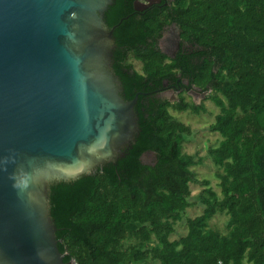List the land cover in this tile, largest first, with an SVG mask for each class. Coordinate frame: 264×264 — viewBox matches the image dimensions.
Listing matches in <instances>:
<instances>
[{
  "label": "trees",
  "instance_id": "1",
  "mask_svg": "<svg viewBox=\"0 0 264 264\" xmlns=\"http://www.w3.org/2000/svg\"><path fill=\"white\" fill-rule=\"evenodd\" d=\"M115 0L105 19L114 28L113 69L122 95L133 99L140 130L126 155L92 173L50 188V205L66 264H264V0H162L144 10ZM123 19V21H122ZM178 26L181 46L170 56L160 43ZM179 73L220 108L212 130L222 135L209 155L219 193L185 151L193 133L177 113L210 112L184 91L161 96ZM176 112V113H175ZM153 153L152 160L146 156ZM204 185L201 214L172 238ZM226 212L225 230L214 219ZM138 223L130 229V225Z\"/></svg>",
  "mask_w": 264,
  "mask_h": 264
},
{
  "label": "water",
  "instance_id": "2",
  "mask_svg": "<svg viewBox=\"0 0 264 264\" xmlns=\"http://www.w3.org/2000/svg\"><path fill=\"white\" fill-rule=\"evenodd\" d=\"M114 3L0 0V264H66L51 186L117 162L140 130L138 95L113 69ZM170 33L161 47L175 56Z\"/></svg>",
  "mask_w": 264,
  "mask_h": 264
},
{
  "label": "rangeland",
  "instance_id": "3",
  "mask_svg": "<svg viewBox=\"0 0 264 264\" xmlns=\"http://www.w3.org/2000/svg\"><path fill=\"white\" fill-rule=\"evenodd\" d=\"M174 30L172 29V32ZM171 33H168L166 36H170ZM177 92H172L170 95L167 93V97L174 99L176 98ZM211 93V92H210ZM209 93V94H210ZM207 94L200 101H205L206 105L210 109L208 113L194 114L190 111L177 113L181 119L190 124L193 128V133L187 139L185 143V151L196 155L198 159H201V163L194 166L193 169L197 174L200 180L208 179L211 181L213 187L219 192L222 193V188L219 183V177L217 175V166L214 163L213 159L209 155V149L211 146H217L222 139V135L212 130V123L215 121L217 114L220 112V108L209 98ZM176 113V112H175ZM148 159L152 160L153 153H149L146 156ZM204 185L201 183H194L192 189L194 194L191 196L190 200L193 205L188 209V212L184 215V219L178 223L177 231L173 234L172 238H180L183 235H186L188 232L187 219L189 216H196L203 212L204 202L202 199V190ZM228 219V214L226 212L220 213L214 219V225L220 229L225 230L226 222ZM138 223H133L130 225V229L137 227ZM124 264H147V262H137L132 259H128Z\"/></svg>",
  "mask_w": 264,
  "mask_h": 264
},
{
  "label": "flooded vegetation",
  "instance_id": "4",
  "mask_svg": "<svg viewBox=\"0 0 264 264\" xmlns=\"http://www.w3.org/2000/svg\"><path fill=\"white\" fill-rule=\"evenodd\" d=\"M139 1H142L144 3V6L148 5L146 8H150V7L154 6V5L160 4L162 2V0H139ZM172 29L174 30V27L169 28L165 32L164 37L162 38V45L164 44L163 39L166 37V35L168 33H170L172 31ZM160 45H161V43H160ZM178 51H177V53H178ZM190 82H191L190 79H188L186 77H183V75L179 73L178 83L170 86L171 83L167 81L166 88H164L163 91H161L160 95L161 96H165V95H167V93L170 95L171 91L172 92H177L175 100H178V99H180V95L184 91H186L187 92V97L189 99H193V100H195L197 102H201L200 100L202 98H204L207 94H209L212 91V87H210L207 90H202L200 87H198V86H196L194 84H193L194 87H190L189 86ZM165 97H167V96H165ZM172 100H174V99H172Z\"/></svg>",
  "mask_w": 264,
  "mask_h": 264
}]
</instances>
